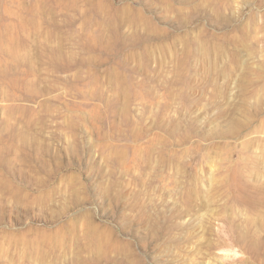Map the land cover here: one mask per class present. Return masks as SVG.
<instances>
[{"label": "rangeland", "instance_id": "1", "mask_svg": "<svg viewBox=\"0 0 264 264\" xmlns=\"http://www.w3.org/2000/svg\"><path fill=\"white\" fill-rule=\"evenodd\" d=\"M0 264H264V0H0Z\"/></svg>", "mask_w": 264, "mask_h": 264}]
</instances>
